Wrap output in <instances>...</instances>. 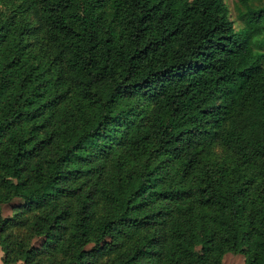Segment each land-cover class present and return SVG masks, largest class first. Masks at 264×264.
Returning a JSON list of instances; mask_svg holds the SVG:
<instances>
[{
    "label": "trees",
    "instance_id": "1",
    "mask_svg": "<svg viewBox=\"0 0 264 264\" xmlns=\"http://www.w3.org/2000/svg\"><path fill=\"white\" fill-rule=\"evenodd\" d=\"M236 11L0 0L2 264H264V4Z\"/></svg>",
    "mask_w": 264,
    "mask_h": 264
},
{
    "label": "rangeland",
    "instance_id": "2",
    "mask_svg": "<svg viewBox=\"0 0 264 264\" xmlns=\"http://www.w3.org/2000/svg\"><path fill=\"white\" fill-rule=\"evenodd\" d=\"M224 1L229 8L231 18L234 21V26L235 27L242 26L241 20H239V18L236 15L237 0H224ZM250 4L253 6H260L264 4V0H250ZM20 202L21 200L19 198H13L10 202L2 204L1 206L2 216L3 217L10 216L13 213V208ZM39 242H40V238H34L32 240L33 245L39 244ZM89 247L90 245L87 246V248ZM1 255H2V251L0 250V264H2ZM222 262L223 264H244V256L240 253L227 252L223 255Z\"/></svg>",
    "mask_w": 264,
    "mask_h": 264
}]
</instances>
